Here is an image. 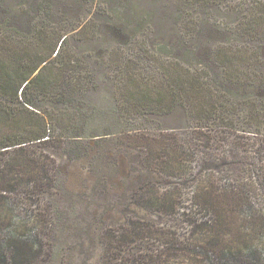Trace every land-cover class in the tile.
I'll use <instances>...</instances> for the list:
<instances>
[{"label": "rangeland", "instance_id": "obj_1", "mask_svg": "<svg viewBox=\"0 0 264 264\" xmlns=\"http://www.w3.org/2000/svg\"><path fill=\"white\" fill-rule=\"evenodd\" d=\"M112 7L121 18L131 13L136 29L142 17H154L141 1ZM162 13L164 27H176ZM117 17H102L94 40L67 38L84 91L30 95L49 117L66 113L73 120L64 135L54 131L19 154L33 159V171L16 160L0 176V254L9 253L14 236L40 240L34 264H224L230 251L239 261L250 250L264 264V87L255 80L264 77V48L262 59L240 69L243 80L231 82L210 49L242 44L230 26L235 18L199 19L188 44L177 34L152 35L146 54L123 51L140 38L129 28L114 30ZM111 51L137 63V79L163 89L166 64L184 63L177 66L206 77L196 88L200 100L188 103L184 95L162 109L130 105L124 97L135 80L115 68ZM207 100L213 113L203 118ZM15 153L0 154V170ZM33 175L36 185L27 180ZM248 227L257 233L244 232Z\"/></svg>", "mask_w": 264, "mask_h": 264}, {"label": "trees", "instance_id": "obj_2", "mask_svg": "<svg viewBox=\"0 0 264 264\" xmlns=\"http://www.w3.org/2000/svg\"><path fill=\"white\" fill-rule=\"evenodd\" d=\"M138 1L143 6H148L154 17H142V22L139 20L136 29L131 13L121 18L120 14H115L112 6L126 3L130 8L132 3ZM162 11L172 18V24L176 27H164L165 17L162 16ZM114 15L118 16L114 30L119 31L121 28L124 32V28H129L140 38L131 40L130 46L124 44L123 51L128 47L148 54V44L153 40L151 37L153 35L156 38L157 34H177L180 40L188 44L198 35V24H194L199 19L201 21L207 16H212L213 19L222 16L219 20L221 23L231 16L235 20L230 26L236 38H241L242 44L235 46L233 43H220L210 49L211 59L223 69L225 79L231 82L242 81L240 69L247 65L250 68L259 57L263 58L264 0H0V124L5 130L0 135V152L13 149L18 153L12 154V161H8L7 166L0 170V176L6 168L13 167L16 160L24 169L32 170L33 159L19 155L26 146L47 142L55 134L54 131L64 135V129L72 123L73 117L66 113L49 117V112L34 103L30 95L36 92L38 97H60L74 90L84 91L85 77L76 75L82 65L77 52L73 51L72 54L66 49L67 38L73 35L82 41L94 40L99 35L100 19ZM127 19L129 20L126 21ZM117 45L121 47L120 44ZM110 56L117 62L115 68L126 73V79L135 80L132 83L134 87H131L132 90L124 98H127L130 105L132 101L136 108L162 109L168 104L176 105L181 100L180 96L184 95L188 103L195 104V101L200 100L196 88L201 84L199 79L205 80L206 77L200 75L195 78L189 67L181 69L177 66L184 65L182 62L174 66L166 64L167 70L163 73L169 84L163 89L158 85L150 86L132 75L137 63L131 58L118 54L116 56V51H111ZM186 56L188 58L189 54ZM199 62L202 65L201 60ZM171 66L173 69L169 68ZM255 80H261L259 85L264 87V77H257ZM208 96L210 97V93ZM11 103L21 107L16 111L15 108L10 110L13 108ZM204 104L208 110H204L203 118L206 114L213 113L210 100ZM193 109L195 110L194 105ZM35 179L33 175L27 180L36 185L38 181H34ZM1 180H4L3 176ZM210 205L213 210H217L216 205ZM244 232L255 234L257 228L248 227ZM22 243L28 246L22 247ZM40 248L39 239L25 240L13 236L6 248L9 253L3 251L0 260L11 264H34ZM230 254V257L225 255L227 259L224 264H255L260 257L257 250H250L246 253V259L242 257L239 261L234 252L230 251Z\"/></svg>", "mask_w": 264, "mask_h": 264}]
</instances>
